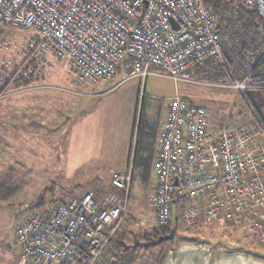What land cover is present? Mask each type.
Segmentation results:
<instances>
[{"label": "built area", "instance_id": "2783aa9c", "mask_svg": "<svg viewBox=\"0 0 264 264\" xmlns=\"http://www.w3.org/2000/svg\"><path fill=\"white\" fill-rule=\"evenodd\" d=\"M223 1L227 8L217 12L209 0H0V36L7 27L30 30L8 79L41 76L53 58L66 63L76 82H99L112 78L126 57L120 80L136 77L141 89L152 68L175 81H197L194 65L223 59L229 18L239 7L264 22V0ZM254 29L263 57L264 26ZM233 57L241 61L238 53ZM230 74L231 86L246 97L256 78ZM207 123L202 105L177 93L169 98L150 197L155 226L170 224L176 207L182 223L195 230L222 211L246 212L247 221L254 218L255 228L262 229L264 126L226 123L209 139ZM255 137L262 141L255 143ZM109 183L99 196L87 191L28 214L15 230L22 263L105 264L125 220L131 170L112 172Z\"/></svg>", "mask_w": 264, "mask_h": 264}, {"label": "rangeland", "instance_id": "374dc122", "mask_svg": "<svg viewBox=\"0 0 264 264\" xmlns=\"http://www.w3.org/2000/svg\"><path fill=\"white\" fill-rule=\"evenodd\" d=\"M29 34L28 29L7 27L0 36V71L3 73L0 80V178L5 180L4 185L0 184V264H19L20 247L15 243V230L26 215L87 191H107L110 175L118 169L123 155L122 171L131 170L132 183L121 227L132 238L131 247L148 243L155 226L150 197L154 191L156 153L155 157L147 158L139 172L136 138L142 118L148 123L151 116L158 149L166 105L174 94L202 105L211 127L220 123L243 124L252 130L258 125L264 126V109L261 115L250 97H243L235 87L217 86L203 80L175 81L158 70L147 76L144 89L137 79L117 83L118 77L115 78L113 84L117 85L107 91L109 87L103 88L105 99L95 101V107L94 103L87 105L88 101H84L77 89L72 91L77 88L71 85L73 76L60 59L51 58L49 62L47 58L49 66L41 76L26 85L20 84L8 79L7 74L18 66L17 55ZM230 48L227 46L229 51L220 61L229 64ZM245 48L247 66H230L229 70L237 78L251 74L256 80L264 79L262 45L257 42L252 48L247 45ZM126 61L128 59L123 57L117 74L125 69ZM204 69L211 71L208 66ZM252 83L264 89V83ZM148 105L153 107L152 111ZM85 106L94 109L84 119L77 118ZM75 121L77 124L73 125ZM255 138V143L262 141ZM246 215L240 212L229 224L207 223L198 230L184 225L180 218L177 222L173 220V225L176 237L188 235L202 240V231L209 224L207 237L212 241L222 238L238 247L247 246L249 250L264 253V227L256 228L254 232L260 234L253 236ZM175 240L169 239L167 244ZM118 244L115 238L112 247L117 248Z\"/></svg>", "mask_w": 264, "mask_h": 264}, {"label": "crops", "instance_id": "0c3cea01", "mask_svg": "<svg viewBox=\"0 0 264 264\" xmlns=\"http://www.w3.org/2000/svg\"><path fill=\"white\" fill-rule=\"evenodd\" d=\"M242 43L243 44L240 47L241 55H242L241 58L245 59L247 58L245 46L246 45L250 46V42L244 40ZM228 44L231 46L233 42L229 41ZM230 54L231 55L229 58H232L234 53H230ZM263 61L261 63H263ZM157 70L158 69L156 68H152V71L154 73ZM214 71L215 70L207 72L205 71L204 68H198V70L195 68L191 74L192 76L198 77L197 81L203 80L204 83L208 82L209 84H214L217 86H231L230 80L232 79V77L231 79L228 77L226 78L225 76H222L224 75L222 72H220L221 73L220 74V73H214ZM206 77L207 78L209 77V79H204ZM115 78H117V83L121 82L120 74L117 73L112 78L99 82H92L86 80L82 83H78L73 78L71 85H74L77 88H73L72 91L77 89V93H79L80 95L82 94L81 96L84 99V101L85 102L88 101L87 105H89V103H94V107H95V101L100 102L103 99H105L104 98L105 93H103L104 91L103 88L109 87L108 89H106L107 91L113 89L117 85L116 83L113 84ZM132 79H137V78L136 77L130 78L128 80H132ZM148 106L149 109L152 111L153 107L151 105ZM94 107L92 109H89L87 108V106H85V109L83 108L81 113L77 115V118L82 117L84 119L86 117V114L93 111ZM152 118L153 117L151 116L148 118L150 123L149 122L145 123L144 118H142L140 122L139 131L142 132L140 137L137 136L136 138L137 148L139 151V160L137 163L138 169L141 167L144 168L147 163V158L151 159L155 157V153L157 152V139L155 136V128L153 129L154 126L152 125L153 120L151 121ZM75 124H77V121H75L73 125ZM129 124H130V120H129ZM208 125H209V120L207 123V133L209 139H211L218 134L220 127L223 124L220 123L217 126H212V127L210 125L208 127ZM151 130L152 132L150 133ZM127 142L129 143L128 140ZM124 159H125V155L122 156L120 165L116 167L118 169L113 171H122V169H124ZM153 216H154L153 219L155 220L154 213ZM233 217L234 216L232 215V213L229 214L227 212L222 211L221 214L216 219L203 221L202 226L207 223L229 224V222L232 221ZM177 218H179V212L178 210H176V207H174L172 212L171 222L173 223V220L174 221L176 220L175 222H177ZM253 219L254 218H252V220ZM251 221L248 223L249 225H251V229H253L252 231L257 232L254 226V222ZM206 226L209 227L210 225L208 224ZM206 226L204 227V229L206 228ZM172 229H174L173 238H176V240L170 245L167 244L168 242H166L160 245L151 246L147 248L142 246L138 248H133L131 247L132 238L127 235L123 227H120L116 237L119 243L118 247L113 248L111 245L106 251L103 257V261L105 264H143L145 262L147 264H264V257L257 256L255 254L258 253L263 255L264 253H259L256 250H249L247 246H245V248H242L241 246L238 247L237 244H231L230 242L225 241L222 238H220V240L217 241H212L210 237H207L209 235L208 232H210L209 229L207 228L205 230L203 229L202 231L203 232V236L201 237L202 240L198 239L194 241L187 239L188 237H190L188 235L187 236L180 235L177 236L178 237L177 238L176 229L175 228ZM256 234H260V233H256ZM184 236H186L187 238H184ZM123 243H125L126 245ZM127 247H129V250H131L130 252L126 250ZM19 251H20L18 253L19 264H30L29 260H25L24 263H22L24 258L22 256L21 249ZM138 252L139 254L135 256V254ZM131 259H134V261H132Z\"/></svg>", "mask_w": 264, "mask_h": 264}, {"label": "trees", "instance_id": "16d2710c", "mask_svg": "<svg viewBox=\"0 0 264 264\" xmlns=\"http://www.w3.org/2000/svg\"><path fill=\"white\" fill-rule=\"evenodd\" d=\"M209 1L211 2L215 11H217V12H220V11L227 8V4L223 0H209ZM229 25L231 28H228L227 32L229 33L228 35L230 37V41L233 42V44H231V48H230V50H232L231 53H234V54L238 53L240 55V57H242L241 48H240L241 45L243 44L242 42L244 40L249 41L251 48L254 45H256V40H257V38H259V34L255 31L254 27L256 25L264 26V22L261 20V18L255 12H250V11H247V10L239 7L237 12H236V16L235 17L232 16L231 18H229ZM225 49H227V48H225ZM228 51H229L228 49L225 50V53H227ZM228 58H229V56H228ZM243 60L244 59L241 58V61H237L235 59V57H232V58L228 59L229 64L224 63L223 61H220V60H206L205 62H203L200 65H194L191 69V73L193 72V70L195 68L198 70V68H204V66H208L209 69H211V71H212V70H215L217 67V68L221 69L222 73L224 74L222 76H225L226 78L228 77L231 79V74H230L229 68H231V67L240 68L239 66L243 65L242 64ZM214 73H220V72L217 71V69H216L214 71ZM36 78H38V77H32L31 79L35 80ZM31 79L30 80H23V81H20L19 83L26 85V84L30 83ZM230 81L232 82V79ZM253 82L264 83V79H259V80L255 79ZM262 92H264V89L262 87H256V86L248 88L245 92L246 97H250L251 101L253 102V104L255 105L256 109L258 110V112L260 114H261V109L262 108L264 109V94H262ZM141 132L142 131H138L137 136L140 137ZM150 132H152V130ZM137 151H138V148H137ZM142 174L143 173H141L140 176H142ZM0 184L4 185L5 180L0 178ZM109 188H110V183H109ZM109 188L107 190H109ZM95 192H96L97 196H99L100 193H104V191L101 192L99 190H95ZM60 201H64V200H60ZM34 209H36V208H34ZM172 228H175L172 222L170 224H168L167 226H164V227H158V226L152 227V233L150 235V241L148 243H146V242L141 243V246L147 248V247L156 246V245L166 243L167 240L157 241V238L161 235L167 234L169 232V230ZM252 234L254 236L256 233L254 231H252ZM192 237L190 236L187 238L186 236H184V238H187V239H190L193 241L198 240L196 237H194V236H192ZM126 249L128 251L129 247H127ZM255 254L257 256L264 257V254L263 255L258 254V253H255ZM69 264H81V263L74 261V262H71Z\"/></svg>", "mask_w": 264, "mask_h": 264}, {"label": "water", "instance_id": "95a60500", "mask_svg": "<svg viewBox=\"0 0 264 264\" xmlns=\"http://www.w3.org/2000/svg\"><path fill=\"white\" fill-rule=\"evenodd\" d=\"M174 237V229H170L167 234L161 235L157 238V241L169 240Z\"/></svg>", "mask_w": 264, "mask_h": 264}]
</instances>
